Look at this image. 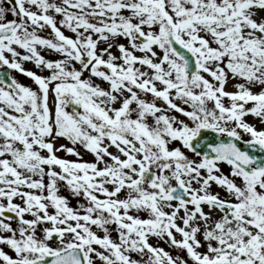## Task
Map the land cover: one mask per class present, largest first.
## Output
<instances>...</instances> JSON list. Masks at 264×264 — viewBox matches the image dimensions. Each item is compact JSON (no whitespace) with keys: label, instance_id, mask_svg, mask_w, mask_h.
Here are the masks:
<instances>
[{"label":"snow or ice","instance_id":"6c2138e0","mask_svg":"<svg viewBox=\"0 0 264 264\" xmlns=\"http://www.w3.org/2000/svg\"><path fill=\"white\" fill-rule=\"evenodd\" d=\"M0 264H264V0H0Z\"/></svg>","mask_w":264,"mask_h":264},{"label":"rangeland","instance_id":"374dc122","mask_svg":"<svg viewBox=\"0 0 264 264\" xmlns=\"http://www.w3.org/2000/svg\"><path fill=\"white\" fill-rule=\"evenodd\" d=\"M9 14H10V13H9ZM10 16H11V14H10ZM42 54H44V55H46V56L49 55L47 52H43ZM25 67H27V68H32L33 65H31V64H26ZM16 75H17L18 79H20L21 81H23V82H25V83L28 82L27 78H25V77H23V76H20L19 74H16ZM249 119L251 120L252 118L249 117ZM84 158H85V159H91L90 155H85ZM72 203L75 204V201L73 200Z\"/></svg>","mask_w":264,"mask_h":264}]
</instances>
